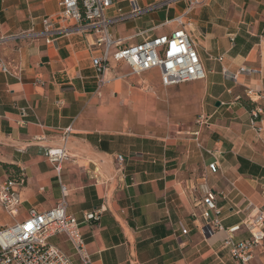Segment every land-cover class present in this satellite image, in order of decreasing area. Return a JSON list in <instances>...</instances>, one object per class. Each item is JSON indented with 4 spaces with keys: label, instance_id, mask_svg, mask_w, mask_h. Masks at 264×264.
Instances as JSON below:
<instances>
[{
    "label": "crops",
    "instance_id": "obj_1",
    "mask_svg": "<svg viewBox=\"0 0 264 264\" xmlns=\"http://www.w3.org/2000/svg\"><path fill=\"white\" fill-rule=\"evenodd\" d=\"M164 1L113 0L106 14ZM184 6L154 7L113 23L110 33L121 47L169 34ZM58 11L57 0H0V60L13 71H0V187L13 178L20 197L15 214L0 204V230L23 221L30 208L52 209L63 184L66 210L80 225L92 264H233L223 246L227 229L242 225L254 213L252 205L264 212V130L251 125L253 110L261 112L256 125L264 122V0H211L185 17L207 73L191 87L199 89V113L208 121L191 135L194 119L167 121L175 128L168 137L156 132L162 121L145 118L155 107L144 100L152 103L159 85L165 87L159 70L132 74L127 63L111 60L110 82L95 93L91 58L102 55L103 46L90 45L93 37L80 32L56 36L50 44L33 36L42 19ZM52 24L58 25L55 19ZM117 48L112 45L109 53ZM240 67L250 72L238 82L225 79V71ZM248 87L261 97L257 103H245ZM113 96L122 99L120 107L111 104ZM130 110L142 112L137 123L128 119ZM67 127L70 156L56 171L46 150L60 143V130ZM206 149L222 151L215 174L207 170L213 158ZM204 182L217 194L219 214L211 211L210 218L217 215L222 225L211 234L200 215ZM233 236L250 237L244 227ZM48 241L79 264L63 235ZM254 250L248 264H264V241Z\"/></svg>",
    "mask_w": 264,
    "mask_h": 264
},
{
    "label": "built area",
    "instance_id": "obj_2",
    "mask_svg": "<svg viewBox=\"0 0 264 264\" xmlns=\"http://www.w3.org/2000/svg\"><path fill=\"white\" fill-rule=\"evenodd\" d=\"M59 11L52 17L42 19L43 28L34 32L33 36L42 37L46 44H50L56 36L81 33L92 36V46H103L102 55L91 58L93 75L95 78V93L109 81L108 73L111 68V60L127 63L132 74L157 68L160 73L161 84L165 87L182 84L191 81L205 79L207 73L204 70L201 57H199L185 23V17L198 6L206 5L211 0H165L154 7L168 6L169 3H184L182 13L174 18L176 27L169 34L143 38L139 43L121 47V41L113 39L109 26L113 23L139 15L152 8L139 9L130 13L107 16L106 12L113 4V0H57ZM57 26H53V20ZM71 20V25L61 26L60 22ZM117 45L116 51L109 53L112 45ZM219 61L222 57L216 58ZM247 67L238 68L237 72H224L226 80L238 82L240 75L249 71ZM0 71L3 73L13 72L6 62L0 60ZM250 72V71H249ZM246 97L252 103H257L261 98L250 87L246 89ZM261 112H252L251 125L261 133L264 130V122L256 125V120ZM264 117V114H262ZM264 120V118H263ZM208 118L203 115L197 120L198 126L206 125ZM71 129L67 127L60 130V143L46 150V157L56 171H60L61 163L68 159L69 150L66 144L69 140ZM198 136V130L193 131ZM37 137L36 139H38ZM213 158L207 164V170L215 174L219 170L218 156L220 149H206ZM117 160L122 161V155H117ZM22 178L18 182H21ZM15 179L9 178L0 187V204L6 212L16 213V207L20 203V197L14 185ZM62 197L52 209L36 211L30 208L28 216L23 221L14 222L0 230V264H74L71 255H66L58 246L51 244L48 239L55 235H63L71 246L72 252L79 260V264H92L91 256L86 249L80 225L76 217L66 210L67 189L60 186ZM202 193L200 199L201 218L205 222L204 232L211 234L214 229L222 228L216 206L217 194L204 182L199 186ZM248 205H252L247 201ZM254 213L243 222L235 224L227 229L228 234L223 240V246L228 249L233 259V264H248L254 257L255 248L264 241V215L263 211L252 205ZM217 215L210 218V212ZM94 215L97 216V213ZM93 215V217H94ZM242 227L250 235L247 239H235L233 234ZM182 234L187 229L181 230Z\"/></svg>",
    "mask_w": 264,
    "mask_h": 264
},
{
    "label": "rangeland",
    "instance_id": "obj_3",
    "mask_svg": "<svg viewBox=\"0 0 264 264\" xmlns=\"http://www.w3.org/2000/svg\"><path fill=\"white\" fill-rule=\"evenodd\" d=\"M146 77L151 76V73L144 74ZM143 77V74H142ZM110 80L105 84L108 85ZM200 81L195 82H186L176 86H172L171 89L162 87L159 85V88L156 91V99L152 100V103H149V100H144L145 103L149 104L151 107H155V110H149L145 114V118H147L148 122H157L162 121L161 125H157L156 132L159 131L164 133L167 137L172 135L174 132V127H171L167 124V121L183 119L186 120L187 117L194 119V127L193 129H188V135H191V131L198 127L197 120L200 119L199 109H200V92L191 87L193 84H201ZM132 86H139L136 84L130 83ZM146 83H141V85ZM151 85V84H150ZM150 89V88H148ZM171 91V92H170ZM122 99H117L113 96L111 100V104H118V107L121 106ZM156 104V106H155ZM133 105V104H131ZM142 117V112H133L130 110L128 112V119L130 121H138L137 115ZM154 131V130H153ZM67 146V144H66ZM70 156V153H69ZM66 161V160H65Z\"/></svg>",
    "mask_w": 264,
    "mask_h": 264
},
{
    "label": "trees",
    "instance_id": "obj_4",
    "mask_svg": "<svg viewBox=\"0 0 264 264\" xmlns=\"http://www.w3.org/2000/svg\"><path fill=\"white\" fill-rule=\"evenodd\" d=\"M247 102H250V101L246 100V101H245V103H247ZM248 106H249V107H251V105H250V104H249Z\"/></svg>",
    "mask_w": 264,
    "mask_h": 264
},
{
    "label": "water",
    "instance_id": "obj_5",
    "mask_svg": "<svg viewBox=\"0 0 264 264\" xmlns=\"http://www.w3.org/2000/svg\"><path fill=\"white\" fill-rule=\"evenodd\" d=\"M217 105H219V101H217V103H216Z\"/></svg>",
    "mask_w": 264,
    "mask_h": 264
}]
</instances>
